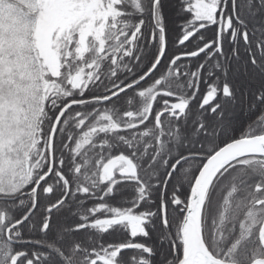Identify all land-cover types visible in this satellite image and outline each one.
I'll return each mask as SVG.
<instances>
[{
    "label": "snow or ice",
    "instance_id": "1",
    "mask_svg": "<svg viewBox=\"0 0 264 264\" xmlns=\"http://www.w3.org/2000/svg\"><path fill=\"white\" fill-rule=\"evenodd\" d=\"M0 264H264V0H0Z\"/></svg>",
    "mask_w": 264,
    "mask_h": 264
}]
</instances>
